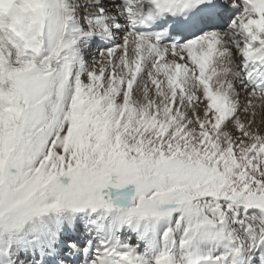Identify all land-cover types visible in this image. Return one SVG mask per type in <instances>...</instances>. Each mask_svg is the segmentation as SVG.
<instances>
[{"label":"snow or ice","instance_id":"obj_1","mask_svg":"<svg viewBox=\"0 0 264 264\" xmlns=\"http://www.w3.org/2000/svg\"><path fill=\"white\" fill-rule=\"evenodd\" d=\"M0 264H264V0H0Z\"/></svg>","mask_w":264,"mask_h":264}]
</instances>
